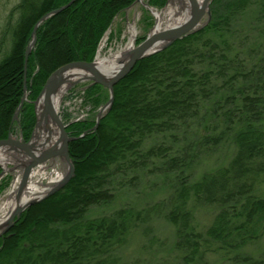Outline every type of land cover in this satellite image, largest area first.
<instances>
[{"label": "trees", "instance_id": "1", "mask_svg": "<svg viewBox=\"0 0 264 264\" xmlns=\"http://www.w3.org/2000/svg\"><path fill=\"white\" fill-rule=\"evenodd\" d=\"M69 1L17 0L4 21L0 140L16 126L29 141L33 104L47 78L66 64L92 62L114 18L135 2L76 0L46 19L26 62L27 100L12 122L24 94L33 27ZM167 1L147 3L162 9ZM252 10L249 21L264 20V0H212L201 28L141 59L116 83L113 103L94 132L95 121L65 122L72 137L88 131L68 145L73 176L0 237V264H114L150 210L127 204L96 217L89 211L114 205L120 185L139 181L150 167L172 181L164 219L175 229L172 245L181 264H217L212 256L218 264H264V249L258 256L246 250L264 238V24L254 27L257 38L247 51H239L231 30ZM100 88L91 84L84 94L98 98ZM219 148L224 153L217 164L196 176L201 154L209 157ZM7 183L0 181V192ZM204 207L215 215L201 232L194 211Z\"/></svg>", "mask_w": 264, "mask_h": 264}, {"label": "rangeland", "instance_id": "2", "mask_svg": "<svg viewBox=\"0 0 264 264\" xmlns=\"http://www.w3.org/2000/svg\"><path fill=\"white\" fill-rule=\"evenodd\" d=\"M171 1L173 0H168L162 9L151 8L162 11ZM143 2L148 4V0H143ZM16 3L17 0H0V32L5 24L4 21H6L10 13L9 11L12 10ZM253 12L254 10H252L250 14H243L237 17L236 21L232 22V35L236 37L233 43L238 45L239 51H243L245 48V51L248 50L253 44V41H255L254 38H257L254 27H259L264 24V20L262 19H260L262 21H249L253 16ZM253 19L258 18L254 17ZM206 20L207 15L203 17L201 23L203 24ZM131 26L135 29V36L133 37L134 46H136L139 44L137 43L138 39L142 37L145 39L152 31L155 26V18L144 5L134 2L131 7L120 12L118 16L114 18L111 26L108 27L109 29L99 45L101 50L98 48L100 55L108 56L111 52L114 53L119 47L124 46L129 37L128 29ZM201 27L202 26L199 28ZM255 55L261 56L262 52L256 51ZM73 82L72 84L65 83L63 85L66 86V89L62 92L63 94L58 103L57 115L63 122L68 123H81L88 120L95 121L99 109L108 101L109 93L106 91L107 89L103 87L97 89L95 93L98 95V98H91L84 94V91L91 85V81ZM64 119H66V121H64ZM208 128L210 127L206 128L200 126L199 130H207ZM17 137L16 134L14 138L18 139ZM158 138H156L157 141L159 140ZM151 143H153V140H150L147 144L150 145ZM221 153H224V151L220 152L219 148L209 157L201 154L203 158L196 167L195 175L198 176L206 167L217 164L216 161L220 160ZM11 155V161L9 160L5 164L6 172L0 179L1 182L8 181L7 187L0 192V204L6 200L7 194L11 190L16 177H20V180L22 177L23 167L21 165L22 162H20L21 155L13 153ZM41 167L45 173V177L40 180L42 185H46L48 179L54 177L56 173L65 175L67 171V165L58 158L53 162L34 167L32 172L40 170ZM165 174L166 173L158 167H150L148 172L142 175L139 181H134L128 185H126L127 183H124L125 185H120V187L123 188L119 189L118 194H116L117 198L114 205L107 208L93 207L90 209L88 215L95 217L101 214H109L116 206L127 204L138 206V208H143L144 210H150L148 218L138 226L123 247L116 252L114 264H181L179 254L173 249L172 245L175 239V229L164 219V214L168 210L167 201L172 193V181H169L167 177L164 178V176H166ZM32 180H34L33 173L31 178H28L25 187L21 191V198ZM214 215L215 210L212 208H196L194 211L196 229L201 232L204 231L212 222ZM263 249L264 238L259 244L251 246L246 250L252 253L253 256H258ZM212 258L217 264L219 263L218 257L212 256Z\"/></svg>", "mask_w": 264, "mask_h": 264}, {"label": "water", "instance_id": "3", "mask_svg": "<svg viewBox=\"0 0 264 264\" xmlns=\"http://www.w3.org/2000/svg\"><path fill=\"white\" fill-rule=\"evenodd\" d=\"M76 0H70L65 6H62L60 8L54 9L53 11L46 13L43 15L39 20H37L36 24L33 27L32 33H31V41H29V44L27 45L26 51H25V59H24V79H23V91L24 94L21 98L20 103L17 105L16 112L13 116L12 122H18V115L21 111V108L24 104V102L27 100L26 95V66H27V60L29 57V54L31 53L32 49L35 46L36 41V30L46 21V19L50 18L51 16L58 14L59 12L63 11L65 8L69 7L71 4H73ZM190 3V16L188 19L173 28L164 29L160 32H150L145 39L136 45L127 55V58L125 61L122 62V65L120 69L115 72L112 76L106 77L98 69L95 65V59L97 58L98 50L95 55V58L92 62H72L69 64H66L57 70H55L46 80L45 84L43 85L41 92L38 93L37 99L34 101V112L36 116V122L34 125V129L32 131V134L30 136L29 141L23 142L21 140V135L19 136V139L14 138V134L10 132L6 139L0 140V151L5 150L8 153L13 154H19L21 157L25 158V161L22 162V177L19 183L18 191L16 194V202H18L21 191L25 187L28 178L30 177V173L34 169V167H37L41 164H45L47 162H53L55 159H60L62 162H64L67 165V171L63 178L53 186L43 197L37 198L35 200L32 199V201L24 204L23 206H16L12 212L9 214L7 220L5 221V224L0 228V237L2 235H5L9 232V230L14 225V222L17 221L21 215L22 212H24L30 205L37 203L41 201L43 198H46L60 189H62L72 178L74 169L72 166V162L70 160L69 151H68V145L71 141H74L76 139H80L86 136V133L88 131L82 133L79 137H72L67 135L66 133V125L63 124L61 118L57 115V113L54 110L53 104H51L54 100V98L57 96L58 92L62 88V86L67 81L64 78V75H69L70 72H84L87 73V76H84L82 79L75 80V82H82V81H91V84H97L101 87L107 89L109 93L108 101L99 109L95 124L90 130L91 133L94 132L98 126V122H100V119H102V116L104 115L105 111H108L111 107V104L113 103V87L116 85L117 82H119L122 78H124L132 69L135 67V65L140 61L141 59L158 52L169 45H172L175 41L182 39L183 37L187 36L188 34H192L196 30L199 29L200 26H203L205 22L208 21L210 16L209 11V4L212 0H204L202 1V4H198L196 0H188ZM135 3H141L140 0H135ZM144 5L147 9L150 8L148 4L141 3ZM207 15V20L205 22H202L203 17ZM161 45L160 48L151 51L155 46ZM74 83L73 81L71 83L68 82V84ZM54 125L58 130V137L57 140L48 148L35 153L32 149L31 141L34 136L35 130L40 126L44 125L45 130H49V125ZM1 173H0V179L5 174L6 169L3 168L0 165Z\"/></svg>", "mask_w": 264, "mask_h": 264}, {"label": "bare ground", "instance_id": "4", "mask_svg": "<svg viewBox=\"0 0 264 264\" xmlns=\"http://www.w3.org/2000/svg\"><path fill=\"white\" fill-rule=\"evenodd\" d=\"M141 3H144L143 0H140ZM198 4H202L204 0H196ZM151 15L155 18V26L152 29L153 32H160L164 29H169L176 27L182 23H184L188 17L190 16V3L188 0H173L167 7L162 11H157L153 8H148ZM129 37L124 46L119 47L114 53L111 52L108 56H101L98 50L97 58L95 59V65L98 71L102 73L104 76H112L115 72H117L122 62L127 58L128 53L135 47L134 46V37L135 29L134 27H130L128 29ZM161 45L155 46L151 51L160 48ZM101 50V48H99ZM87 73L84 72H70L69 75H64V78L68 82L82 79L84 76H87ZM66 89V86H63L58 92L57 96L54 98L53 104L55 112L58 110V103L60 102L61 95ZM49 130H45L44 125H40L34 132L33 139L31 141L32 149L35 153H38L48 147H50L58 137V130L54 125H49ZM14 131V130H13ZM13 131H11L13 133ZM67 133V132H66ZM70 136V134H67ZM22 140V138H21ZM12 155L5 150L0 151V165L6 169L5 164L10 160ZM20 162H24L25 158L20 157ZM48 163V162H47ZM33 171V170H32ZM33 173L34 180L30 183V185L26 188L22 198L19 197L18 202H16V194L18 191L20 177H16L11 190L7 194L6 200L0 204V228L5 224L9 214L12 210L18 205L23 206L24 204L35 200L37 198L43 197L55 184H57L64 175L61 173H56L54 177H50L48 179V183L46 185H42L40 183L41 178L45 177V173L41 167L40 170H37ZM30 173V177L32 176Z\"/></svg>", "mask_w": 264, "mask_h": 264}, {"label": "flooded vegetation", "instance_id": "5", "mask_svg": "<svg viewBox=\"0 0 264 264\" xmlns=\"http://www.w3.org/2000/svg\"><path fill=\"white\" fill-rule=\"evenodd\" d=\"M13 130H19L17 127H14Z\"/></svg>", "mask_w": 264, "mask_h": 264}]
</instances>
